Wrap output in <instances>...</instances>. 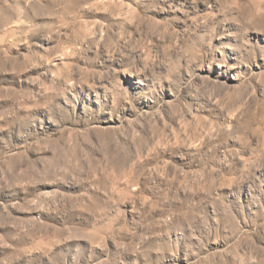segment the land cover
I'll use <instances>...</instances> for the list:
<instances>
[{
	"label": "rangeland",
	"instance_id": "rangeland-1",
	"mask_svg": "<svg viewBox=\"0 0 264 264\" xmlns=\"http://www.w3.org/2000/svg\"><path fill=\"white\" fill-rule=\"evenodd\" d=\"M0 264H264V0H0Z\"/></svg>",
	"mask_w": 264,
	"mask_h": 264
}]
</instances>
